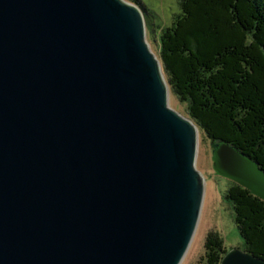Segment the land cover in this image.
I'll return each instance as SVG.
<instances>
[{"label":"water","instance_id":"water-1","mask_svg":"<svg viewBox=\"0 0 264 264\" xmlns=\"http://www.w3.org/2000/svg\"><path fill=\"white\" fill-rule=\"evenodd\" d=\"M197 142L139 6L0 0V264H180L204 197ZM211 148L214 172L264 201L258 164Z\"/></svg>","mask_w":264,"mask_h":264},{"label":"trees","instance_id":"trees-1","mask_svg":"<svg viewBox=\"0 0 264 264\" xmlns=\"http://www.w3.org/2000/svg\"><path fill=\"white\" fill-rule=\"evenodd\" d=\"M179 7L159 36L168 88L206 139L227 143L264 171V0H180ZM224 198L241 250L264 260V201L234 183ZM226 253L208 235L206 263L220 264Z\"/></svg>","mask_w":264,"mask_h":264},{"label":"rangeland","instance_id":"rangeland-1","mask_svg":"<svg viewBox=\"0 0 264 264\" xmlns=\"http://www.w3.org/2000/svg\"><path fill=\"white\" fill-rule=\"evenodd\" d=\"M124 1L128 2V0ZM140 1L141 6L139 7L144 15L146 25V42L150 51L159 60V36L164 28L171 26L179 16L180 0ZM168 105L181 116L187 117L186 106L178 101L169 88ZM195 167L204 181V197L194 236L180 264H207L205 259L206 240L210 234L221 239L227 252L242 249V240L233 220L231 204L224 198L234 182L214 172L211 142L205 138L201 131L198 132Z\"/></svg>","mask_w":264,"mask_h":264}]
</instances>
